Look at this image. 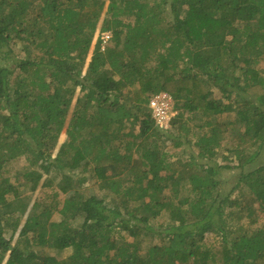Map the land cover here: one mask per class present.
<instances>
[{
  "label": "trees",
  "instance_id": "trees-1",
  "mask_svg": "<svg viewBox=\"0 0 264 264\" xmlns=\"http://www.w3.org/2000/svg\"><path fill=\"white\" fill-rule=\"evenodd\" d=\"M263 157L264 0H0V264H264Z\"/></svg>",
  "mask_w": 264,
  "mask_h": 264
},
{
  "label": "rangeland",
  "instance_id": "rangeland-1",
  "mask_svg": "<svg viewBox=\"0 0 264 264\" xmlns=\"http://www.w3.org/2000/svg\"><path fill=\"white\" fill-rule=\"evenodd\" d=\"M222 96V94H221V92L220 91H218L217 89L214 91V97H216V98H220ZM176 111V110H175ZM177 112V111H176ZM236 117H237V114H236V112H233V111H229V112H225L224 114H221L220 116H219V118H220V120L221 121H224V120H232V121H235L236 120ZM235 123V122H234ZM234 125H236V124H234ZM170 127H171V125H170ZM169 127V128H170ZM67 137V135H66V132H65V130L63 131V133H62V135H61V137H60V143H62L64 140H65V138ZM187 150L188 151H190V150H193V151H195L196 149H195V147L194 146H189L188 145V147H187ZM172 151H177V152H180L181 154L183 153V151H182V149H177V150H172ZM177 152L175 153V154H177ZM262 157V156H261ZM221 160V159H220ZM231 160H233V159H231ZM264 164V157L262 158V160L260 159V162H259V164L258 165H260V164ZM27 163H26V158L24 157V156H22L21 158H18L17 160H14V161H12L9 165H8V167H6V171H5V174L6 175H9V173L10 174H14V175H16V172H17V170H21V169H23V167L26 165ZM252 165H247L246 166V168H250ZM240 169H238V168H235V169H229V170H226L225 171V174H226V176L228 177V176H230L231 174H234V173H236V172H238ZM84 176L86 177V183H85V189H86V191L87 192H89V193H92V192H94V193H98L99 194V192L101 191V188H100V186H99V179L98 178H96L95 176H93L92 175V173H90V172H87V173H85L84 174ZM230 178V177H229ZM165 218H167V215H165L164 217H162V218H160V219H162L161 221H163ZM242 222L245 224V225H247V224H249V222H248V219H243L242 220ZM211 237H212V235H211ZM213 239V238H212ZM48 252L50 253V254H56L59 258H63V257H65V256H67V255H69L70 254V252H71V249H66V250H63V251H59V250H57V249H54V248H50V249H48Z\"/></svg>",
  "mask_w": 264,
  "mask_h": 264
},
{
  "label": "built area",
  "instance_id": "built-area-1",
  "mask_svg": "<svg viewBox=\"0 0 264 264\" xmlns=\"http://www.w3.org/2000/svg\"><path fill=\"white\" fill-rule=\"evenodd\" d=\"M110 36L109 32L103 33L105 43ZM149 107L157 125L160 128H169L176 114L173 97L166 91L158 92L151 97Z\"/></svg>",
  "mask_w": 264,
  "mask_h": 264
}]
</instances>
